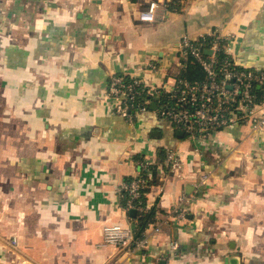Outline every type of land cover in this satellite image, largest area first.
Here are the masks:
<instances>
[{
  "label": "crops",
  "instance_id": "crops-1",
  "mask_svg": "<svg viewBox=\"0 0 264 264\" xmlns=\"http://www.w3.org/2000/svg\"><path fill=\"white\" fill-rule=\"evenodd\" d=\"M152 1L156 19L140 20ZM167 1L0 0V264H264V131L189 138L107 98L113 75L140 66L173 84L186 35L230 36L237 63L264 68V0ZM171 150L181 174L146 195L161 232L141 251L105 243V225L136 226L120 190L139 160ZM182 195L195 197L186 218L168 220Z\"/></svg>",
  "mask_w": 264,
  "mask_h": 264
},
{
  "label": "built area",
  "instance_id": "built-area-1",
  "mask_svg": "<svg viewBox=\"0 0 264 264\" xmlns=\"http://www.w3.org/2000/svg\"><path fill=\"white\" fill-rule=\"evenodd\" d=\"M158 1H152L147 10L140 13V20L154 21ZM210 38V39H209ZM210 50L211 53H208ZM232 38L212 32L199 37L184 36L178 43L179 63L183 67L189 59L197 62L206 74L203 81L192 82L174 77L171 85H153L141 74L146 70L155 71V66L139 67L140 73L113 75L107 86V98L113 103L115 113L129 122L152 108L159 116L183 131L189 138L208 139L212 135L233 127L250 126L254 131H264V68L242 66L233 57ZM222 55V58H221ZM158 71V67H157ZM156 160L144 158L139 162L141 170H147V178L138 174L120 190L129 192L124 205L128 211L135 210L138 216L147 211V204L141 198L142 188L147 182L167 180L171 175H179L183 161L176 151H169L163 161L157 160V168H151ZM202 175V183L207 179ZM194 196L179 198V206L168 213V220H184ZM163 222L148 225L139 236L134 225H105L104 241L107 244L131 251L144 250L151 238L162 230ZM171 247L178 249L176 239Z\"/></svg>",
  "mask_w": 264,
  "mask_h": 264
},
{
  "label": "trees",
  "instance_id": "trees-1",
  "mask_svg": "<svg viewBox=\"0 0 264 264\" xmlns=\"http://www.w3.org/2000/svg\"><path fill=\"white\" fill-rule=\"evenodd\" d=\"M168 5L170 8H181V0H170L167 1ZM210 39V38H209ZM205 54L207 55L208 53L205 52ZM222 58V55H221ZM177 76L179 78H183V79H187L189 81L192 82H196V81H203L206 78V74L203 71V69L201 68V66L197 63L192 61V59H189L187 61V64H185L183 67H179L178 72H177ZM144 158L142 157L139 162H141ZM165 159V158H164ZM164 159L158 161L159 163H163ZM156 169L157 168V161L154 165H152L150 167ZM141 174L144 178H147L148 172L147 170H141L139 168V173ZM133 178H130L127 180V183H130L132 181ZM154 182H147V184L145 185L144 188H142V199L145 201V203L147 204V211L142 215V216H138L137 213H135V215L133 216V218L136 221V228L138 230V234L139 236L142 234L143 231H145V229L148 227L149 224L151 223H155L157 222V218L155 215V209L154 207H149L148 206V202H147V193L150 190V187L153 185ZM122 196H123V204L125 205L127 198L129 197V192L127 190H123L122 192ZM131 213V211L129 212Z\"/></svg>",
  "mask_w": 264,
  "mask_h": 264
},
{
  "label": "water",
  "instance_id": "water-1",
  "mask_svg": "<svg viewBox=\"0 0 264 264\" xmlns=\"http://www.w3.org/2000/svg\"><path fill=\"white\" fill-rule=\"evenodd\" d=\"M207 53H211V51L207 50ZM152 108L156 109V104L155 103H153ZM181 134H183V132H181ZM131 213L134 215L136 213V211L132 210ZM227 262H228V264H241V258L239 256H230L227 259Z\"/></svg>",
  "mask_w": 264,
  "mask_h": 264
}]
</instances>
